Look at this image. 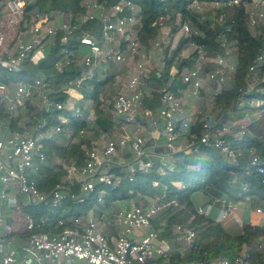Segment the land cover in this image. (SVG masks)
Segmentation results:
<instances>
[{
	"label": "trees",
	"instance_id": "1",
	"mask_svg": "<svg viewBox=\"0 0 264 264\" xmlns=\"http://www.w3.org/2000/svg\"><path fill=\"white\" fill-rule=\"evenodd\" d=\"M91 1H95L105 11L122 5L124 9L119 14L121 17H136L140 25L136 39L140 49L143 48L146 52L152 49L154 41L161 38L165 22L175 24L179 17V27L183 24L190 26L191 34H182L174 49L169 45L163 51V70H154L145 79V87L150 93L146 96L144 107L154 112L160 107L163 90L181 97L182 92L191 86L184 82L183 73L198 66L201 51L213 60L225 56L229 48L235 50L237 65L235 72L230 75L233 83L231 87L223 86L215 96L213 111L218 112L223 123H236L247 117L255 119L249 124L251 134L242 138H225L236 155L235 161L220 149L198 144L197 151L174 154L165 172L159 171L157 157H148L146 161L155 160L154 169L149 172L139 170L133 182L124 179L122 185L117 187L98 186L85 204L68 200L59 208L42 204L26 207L24 213L34 218L48 216L56 222L58 219L86 218L94 213L107 214L121 209L120 201L135 200L142 207L156 203L162 208L152 220V228L158 233L159 239L172 248L173 264L210 263L221 258L235 260L245 253L251 264H264V226L244 223L241 235L233 236L217 221L214 212L209 216L198 213L200 207H207L222 199L238 205L244 203L250 208L264 209V179L252 165L254 156L260 157L264 162V131L257 136L260 127L264 126V91H261L264 88V65L259 68L260 83L254 91L247 92L250 85L249 68L258 54L264 52V23L256 27L249 24L254 0H240V5L219 8L214 13L207 14L199 13L193 5L211 3L214 0H33L28 7L27 18L32 22L38 15H42L58 25L61 22L58 17L63 19L67 15L76 22L86 15V3ZM2 16L0 8V18ZM178 26L175 25L171 30L173 37L179 30ZM85 35L92 36L102 45L105 37L101 20L81 23L67 41H64V33L58 32L54 45L47 48L45 58L38 64L26 61L22 71L17 74L0 69V83L32 81L40 76L45 77L50 83L52 99L62 103H67L70 98L66 93L70 82L82 79V89L77 100V106L84 113L82 118L67 109L46 113L37 111L32 105L26 118L19 115L11 119L13 128L19 131H22L18 127L19 122L32 129L45 118L48 124L42 129L44 132L63 126L60 132L45 141L47 161L41 171L43 179L39 181V188L43 192L64 182L67 170L59 161H73L76 166L84 165L87 161L86 150L99 151L101 147L98 140L101 136H112L116 125L120 124L113 114L114 97L118 92L115 86L119 75L115 72L117 64L105 59L115 70L110 74L107 71L99 74L98 69L94 77L88 76L83 58L91 54V51L80 41ZM113 36L115 40L121 37L115 34ZM119 43L123 50L128 46L122 39ZM192 46H197V50L184 57L183 53ZM58 62L64 65L62 72L56 67ZM214 67L215 63L209 62L206 70L211 71ZM89 102L92 103L95 127L89 122L90 110L86 108ZM82 130L86 132L83 135L80 133ZM203 131L202 122H198L193 125L191 133L199 141ZM113 173L124 178L126 176V172L119 168H114ZM201 198L205 199L204 205H199ZM216 208L220 210L218 204L215 205ZM67 223L70 224V221ZM179 225L195 231L196 238L193 242L181 239V234L176 229ZM51 231H60V228L54 226Z\"/></svg>",
	"mask_w": 264,
	"mask_h": 264
},
{
	"label": "built area",
	"instance_id": "2",
	"mask_svg": "<svg viewBox=\"0 0 264 264\" xmlns=\"http://www.w3.org/2000/svg\"><path fill=\"white\" fill-rule=\"evenodd\" d=\"M32 3L33 0H0L3 12L0 18V69L17 74L22 71L26 61L38 64L45 58L47 48L54 45L58 32L62 31L65 35L64 41H67L81 23L99 19L102 22L105 42L100 45L90 35H85L80 40L81 44L91 51V54L83 58L88 68L87 75L94 77L105 59H110L116 64H124L130 55H140V60L134 68V75L124 88L118 90L113 102V114L117 122L137 125V133L119 139L102 135L98 140V143L101 141V149L86 150L87 161L82 166H76L73 161L69 163L59 161L67 170L64 182L43 192L39 188V181L43 179L41 171L47 161L45 141L60 132L63 126L44 132L42 129L48 124L45 118L32 129L19 122L18 127L22 129L19 131L13 128L11 119L19 115L26 118L32 105L37 111L46 113L67 109L82 118L84 113L77 106L82 79L70 82L66 88V93L70 96L67 103L52 99L50 83L45 77L40 76L32 81L0 83V264H173L172 248L162 242L152 228V220L162 208L156 203L148 207L133 204L107 214L94 213L86 218L58 219L56 222L48 216L34 218L25 214L24 209L41 204L59 208L68 200L85 204L98 186L117 187L122 185L124 179L133 182L139 170L149 172L154 169L155 160L146 161L150 154L146 147L147 141L141 134L140 119L149 121L163 136V146H160L161 151L156 155L161 172L168 169L174 154L197 151L198 144L220 149L235 161L236 155L224 138L230 127L223 124L220 134L213 135L212 128L204 124V131L198 141L197 136L191 133L193 119L182 117L181 98L167 90L162 91L160 107L155 112L144 107L150 90L142 88V84L151 73L148 69L149 56L146 53L150 55L152 49L144 53L139 52L140 44L136 37L127 36V32L132 26L139 25V21L134 16L121 17L119 14L124 9L122 5L113 7L107 13L102 9L96 14L93 3L87 2V13L84 17L73 22L65 15L57 25L55 21L42 15L29 22L28 7ZM203 4L214 5L219 9L240 5V0H214ZM199 5L194 4L193 7L199 8ZM251 6L253 12L249 17V24L256 27L264 23V0H254ZM178 20L180 21L179 17ZM180 29L183 35L192 32L188 24H183ZM114 34L127 42L125 50L121 48L119 42L114 46ZM169 36L172 37L171 31ZM153 46L158 48L161 44L156 40ZM195 47L197 50V46ZM201 53L204 54L207 63H215L214 69L207 71L206 68L203 70L197 66L183 73L184 82L190 83L199 92L205 80V83L217 87L216 96L236 70V54L229 48L225 56L211 60L206 53L201 51L200 55ZM68 64L69 61L66 65ZM262 65L264 52L258 54L249 68L248 93L254 91L251 79L258 74ZM205 66L207 67V64ZM56 67L62 72L64 65L58 62ZM89 104L92 105L91 102ZM89 104H86V108L92 115L93 111ZM80 133L83 135L86 132L82 130ZM249 134L250 130L242 126V130L235 137L242 138ZM181 137L187 138L184 146L179 145ZM125 153L130 155L129 160L122 158ZM252 165L264 179V162L261 158L254 156ZM114 168L126 172L125 178L116 176L113 173ZM216 204L220 206L218 222L225 221L240 208L238 204L222 199L207 207H200L198 213L209 216ZM15 211L26 218L25 233L14 226L12 216H5L6 212ZM253 214L254 218L250 223L264 226V209L256 208ZM54 226L60 228V231H51ZM176 229L181 234V239L186 242L191 243L195 240L196 233L193 229L181 225ZM183 264L251 263L248 254L245 253L235 260L221 258L210 263Z\"/></svg>",
	"mask_w": 264,
	"mask_h": 264
},
{
	"label": "rangeland",
	"instance_id": "3",
	"mask_svg": "<svg viewBox=\"0 0 264 264\" xmlns=\"http://www.w3.org/2000/svg\"><path fill=\"white\" fill-rule=\"evenodd\" d=\"M91 3H93V5L95 6L93 9L95 10L96 14H99L103 8L97 4L95 1H91ZM97 6V7H96ZM197 11L199 13L202 14H207V13H214V11L217 9L214 5H208V4H200L199 8H196ZM105 13H107L108 11H105ZM134 13L137 14V11H135ZM58 19L61 21L62 18L58 17ZM180 21L177 20L174 23H170L169 22H165V28L162 30V34H161V38L158 39L159 43L161 44V47L159 46L158 48H155L154 46H152V50L150 55L148 53H146L149 57V64H148V69L152 72V71H162L164 64H163V51L165 50V48L169 45H171V48L174 49L177 44L179 39L183 36L182 32L180 29V27L178 26V23ZM177 25L179 27V30H177V34L173 37L170 38V31L174 28V26ZM139 26L140 25H134L131 27V29L127 32V36L130 38H135L137 35V31L139 30ZM253 30V29H252ZM254 31V30H253ZM167 34H169L167 36ZM122 37H118L116 40H114V46H117L118 42L121 41ZM235 49V47H233ZM196 50L195 46L190 47L189 49H187L184 53L183 56L184 57H188L189 55H191V53H193ZM235 52V50H233ZM139 52L144 53L145 49L141 48L139 50ZM140 60V55L139 54H134V55H130V57H128L127 62L122 64V63H118L117 64V70L115 72H118L119 74H125L127 70L129 69H133L137 66L138 62ZM206 58L204 56L203 53H201L200 55V60L198 63V67H201L203 70H205L206 66L205 64L208 65V63L206 62ZM105 65H102L99 68L98 73H104L102 71H107V74H110L111 71H114L115 69H113L111 67V65L105 60ZM129 65V66H127ZM122 68V71H119V69ZM125 70V71H123ZM117 73V74H118ZM203 73V72H202ZM260 78H261V72H259L258 74H256L254 77H252L251 79V84L256 87L259 83H260ZM144 84H145V79L143 80ZM233 81L231 79V77H229L226 85H224V87H231ZM207 88L210 89V91L207 93ZM261 91H264V88L261 89ZM115 92V91H114ZM115 93H113L114 95ZM215 94H216V88L215 86H213L212 84H208V82L204 85V88H202L198 95L194 94L192 96L199 98L196 103L194 104V108L192 110L193 112V125L197 124L198 122H202L203 126L204 124H208L211 128H212V132L213 135H218L220 134V129L222 127L223 124H227L230 127L229 132L224 134V138H228L230 136L235 137V135H237L241 130H242V126L246 127L248 130L249 129V124L251 121H254L255 119H250L249 117L245 118L244 120H241L239 122L236 123H223L222 119L218 116V112H214L213 111V107H214V101H215ZM109 95H111L109 93ZM190 102H195L193 99L190 98ZM89 104V103H88ZM253 104V103H252ZM89 106H91L89 104ZM89 122L92 126L95 127V116H93V114L89 116ZM264 126H261L259 129V133L257 134V136H260L261 133L264 131ZM133 129V127H132ZM124 134V133H123ZM113 139H117L114 138ZM186 137H181L179 140V145H186L187 141H186ZM159 141V140H158ZM160 142V141H159ZM99 147H101V141L100 143H98ZM160 145H157L156 142H151L148 141L146 144L147 150L150 153L149 157H153V153L156 151H161V148L159 147ZM61 163L63 162L60 161ZM143 202V201H142ZM141 202V203H142ZM120 207L119 208H127L130 207L133 204H138L135 202V200H129V201H120ZM205 204V199L201 198V200L199 201V205H204ZM83 207V206H82ZM82 207H78V208H82ZM5 216H12L14 219V226L22 233L26 232V218L20 214L18 211H15L14 213L11 212H6Z\"/></svg>",
	"mask_w": 264,
	"mask_h": 264
},
{
	"label": "crops",
	"instance_id": "4",
	"mask_svg": "<svg viewBox=\"0 0 264 264\" xmlns=\"http://www.w3.org/2000/svg\"><path fill=\"white\" fill-rule=\"evenodd\" d=\"M129 66V65H127ZM130 67V66H129ZM119 71H122V68L119 69ZM125 71V70H123ZM135 71L133 69H129L126 71L125 74H119L116 79V89L121 90L126 86L128 81L131 79V77L134 75ZM206 81L204 80V85ZM204 85L200 88H204ZM142 88H146L145 84H142ZM210 91V89L207 88V93ZM197 89L191 85L187 90L183 91L181 94V100L183 102V114L182 117H190L193 118V108L194 104L196 101L199 99L197 97H194L192 95L197 94L198 95ZM190 98L193 99L195 102H190ZM139 125L141 126V134L145 137L146 141H151V142H156L157 145L163 146V136L159 133V130L152 126V124L149 121L141 120L139 121ZM133 127V129H132ZM115 133L110 136V138H121L125 135H135L137 133V125H129L125 123H120L119 125H116ZM124 133V134H123ZM160 142H159V141ZM159 146V147H160ZM159 151H156L153 153V156L156 157ZM150 154V153H149ZM130 155L129 154H124L123 159H128L129 160ZM240 208L239 210L231 215L228 219L225 221H220L224 228L233 236H239L242 233V228L244 223H250L252 222V219L254 218V210L255 208H250L247 206V204H239ZM214 217L217 219L219 217V209L216 208L214 209Z\"/></svg>",
	"mask_w": 264,
	"mask_h": 264
}]
</instances>
